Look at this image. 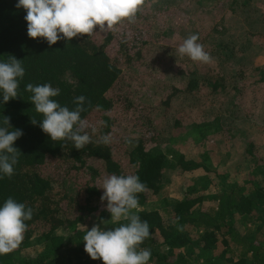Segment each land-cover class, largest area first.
I'll list each match as a JSON object with an SVG mask.
<instances>
[{"label":"trees","instance_id":"obj_1","mask_svg":"<svg viewBox=\"0 0 264 264\" xmlns=\"http://www.w3.org/2000/svg\"><path fill=\"white\" fill-rule=\"evenodd\" d=\"M248 1L214 0L220 7L213 8L221 15L210 27L216 35L212 38L210 63L179 55L177 49L183 42L176 40L179 32L172 33L171 41L165 38L162 48L171 59L165 67H173L181 85L162 84L157 93L160 104H170L181 93L204 94L210 98L206 103L218 97L226 100L229 88H239L238 99L245 98L246 93L258 98L254 88L264 86L251 77V72L257 70L262 78L264 66L259 70L262 59L249 51L254 46H264V39L258 44V38L252 35L264 37V9L260 12ZM188 7L167 8L166 15L176 18L174 13H179L184 17ZM141 13L140 10L133 22L124 20L104 32H95L99 31L96 26L94 34H78L49 46L43 37L28 36L26 10L17 7V0H0V60L13 56L25 69L18 96L0 103V124L7 117L13 129L22 131L13 144L18 153L14 174L0 179V204L12 197L33 209L31 220L26 221L23 241L12 252L0 255V264H103L84 250L83 236L92 227L84 224L101 199L98 179L111 174L126 175L125 164L146 185L137 195L138 215L150 227V236L139 246L151 249L148 264H264V239L257 237L261 233L264 236V175L229 185L228 178H234V174L226 166L219 165L224 172L217 173L210 161L187 159L177 146L160 144L156 136L158 122L152 118L155 109L145 108L143 101L136 102L146 77L157 76L165 65H161L153 27L147 23L146 14ZM229 13L237 16V23L223 21ZM189 16L184 18L188 24L183 25L199 34V27L193 26ZM257 23H261L260 30L250 34ZM135 58L153 72L143 71ZM29 83H49L59 88L60 94L54 99L70 110L77 106L75 98L83 95L81 118L91 142L78 150L72 141L51 140L40 127L43 115L36 112L30 100L32 93L26 91ZM197 117L188 122L184 134L191 129L202 140L205 136L200 124L208 121L199 123ZM250 124L260 130L261 126ZM175 127L182 125L177 122ZM135 129L137 135L132 136ZM109 134L111 142L105 144L102 137ZM252 158H256L254 171L262 165L263 171L258 172L264 173L263 158L258 154ZM212 159L214 165L219 164V158ZM200 167L206 172L199 177L200 187L181 198H165L170 171L190 172ZM211 172L222 189L203 194L207 185L216 184ZM157 195L165 197L149 206V200ZM210 201L213 202L206 204ZM110 218L108 212L98 224L106 230L118 226ZM31 247L33 254L29 253Z\"/></svg>","mask_w":264,"mask_h":264},{"label":"clouds","instance_id":"obj_2","mask_svg":"<svg viewBox=\"0 0 264 264\" xmlns=\"http://www.w3.org/2000/svg\"><path fill=\"white\" fill-rule=\"evenodd\" d=\"M146 0H17V7L26 10L27 34L31 38L43 37L49 46L59 40H67L78 34H94L112 29L124 20L133 22L136 14ZM98 26L99 31L94 32ZM62 34V35H61ZM199 34L185 38L177 51L192 61L210 63L212 57L198 42ZM25 69L20 60L11 56L7 61L0 60V103L18 96L19 80L24 77ZM26 91L32 93L30 100L36 112L43 115L41 129L51 140L72 141L78 150L91 142V136L84 129L86 123L81 118L84 111L83 95L75 98V109H69L54 99L60 94L59 88L51 84L26 85ZM99 108V105L97 106ZM35 124L37 120H32ZM11 129V130H10ZM22 135L19 129H13L5 117L0 124V179L14 174V165L18 163L17 148L14 141ZM105 144L111 142V136L102 137ZM146 185L138 175L105 176L102 200H107L110 219L116 227L105 229L99 224L86 230L83 236L84 250L92 259H101L103 264H148L151 258L150 248L139 246L150 236V227L146 220L138 215V193ZM135 210V211H134ZM33 209L12 197L0 204V255L16 249L24 239L31 220Z\"/></svg>","mask_w":264,"mask_h":264},{"label":"rangeland","instance_id":"obj_3","mask_svg":"<svg viewBox=\"0 0 264 264\" xmlns=\"http://www.w3.org/2000/svg\"><path fill=\"white\" fill-rule=\"evenodd\" d=\"M202 2L198 3L197 0H146L144 6L141 8V16L145 15L148 17L147 23L152 25L154 30V40L157 41L160 52V59L162 69L158 71L157 76L152 77H143L144 89L138 93L136 102H144L145 108L151 106L150 109H155L154 117L157 124L156 136L158 137V142L160 144H171L177 146V148L182 152L185 158L193 159L201 162H211L213 165L211 167H216L215 170L217 173L224 172L223 169H219L218 166H226L228 171L233 173L234 178H228L230 183L243 184L244 182L254 181L259 179L264 173L258 172L263 171V166H256V171L253 167L256 164V154L260 155L264 160V87L254 88L256 92L257 99L251 95V93H246L245 98L238 99L237 90L228 89L227 90V99L223 97L216 98L214 101H208L206 95H197L192 93L189 96L181 93V96L176 98L170 104H160L159 96L157 93L161 91L162 84L168 83H178L181 85V79L177 72L173 71V67H165L166 64H170L171 59L167 57L169 53L162 48L165 45V38L167 37L171 41V35L174 31L179 32L180 35L177 36L179 42L181 43L184 38H187L191 34H195V29L188 25L187 20H184L185 16L191 15L193 26L197 29L199 27V43L204 46V50L210 53L212 57L211 50L214 49V44L212 38H215L216 35L213 34L212 25L218 19V16L221 15L216 12L213 6L217 5L220 7L219 2L215 3L214 0H201ZM224 1V0H221ZM248 1L249 4L256 5V8L259 11L264 9V0H254V3ZM188 5H190L188 7ZM188 7L185 10V16L179 15V13H174L178 17H167L166 9L167 8H183ZM216 7V8H217ZM163 16V17H162ZM240 16V15H239ZM162 17V18H161ZM190 17V16H189ZM237 16L227 14L223 21L226 19L228 24L235 22ZM158 19H162L159 20ZM190 21V20H189ZM225 22V21H224ZM184 24V25H183ZM227 24V25H228ZM261 23L253 25V28L250 30L257 31L260 30ZM211 27V28H210ZM256 28V29H255ZM182 30V31H181ZM236 36L239 38V32L235 31ZM253 38H258L257 42L260 44L264 37H261L257 34H252ZM182 38V39H181ZM261 46V45H257ZM254 46L249 52L252 53L258 58L262 59L259 62V70L263 69L264 66V46L261 48ZM241 58V56H240ZM136 61L142 64L141 68L146 72H153L151 69L146 68V64L135 58ZM185 60V58H184ZM121 62L124 63L125 59L122 58ZM172 64V63H171ZM251 66L249 69H252ZM253 73L251 72V77L260 81L264 86V75L262 78L258 77L257 70ZM177 86V84H173ZM179 85V86H180ZM251 85V84H249ZM141 88V87H140ZM210 99V98H209ZM229 101V102H228ZM142 102V103H143ZM227 104H226V103ZM225 104V105H224ZM255 105H259L256 107ZM263 111V113H261ZM195 115H198L197 120L200 124L201 130L204 132V138L198 140V134L193 133L191 129L189 133L184 134L186 126L190 120L194 118ZM182 125L181 128H176L175 125ZM254 122L260 127L259 131H256L250 123ZM154 123V122H153ZM136 130V129H135ZM183 132V133H182ZM250 133V136H249ZM137 135V130L132 136ZM130 136V137H132ZM160 136V139H159ZM254 142H250L252 140ZM219 158V164L214 165L215 160L212 158ZM126 168L124 173L126 175L132 174L131 168L125 164ZM212 173V179L216 184H209L204 188L203 194L206 193H217L222 187L218 184V179L215 174ZM206 172L202 167L192 170L190 172H178L177 169L169 172L168 181L165 184L166 197L165 195H157L152 197L148 205H156L162 197L175 199L181 198L184 194L190 192L193 193L196 188L200 187L198 180L200 175H204ZM103 179L100 177L98 182H101V186L98 185L100 189V197H102L104 189ZM227 184V183H226ZM77 187V186H76ZM156 201L153 203V201ZM213 201L206 202L210 204ZM108 215L107 210V200L100 199L97 204L96 210L93 212L91 219L84 224V226H93L97 225ZM246 231L247 229H241ZM258 239L263 238L262 233L257 235ZM35 250L33 247L30 248L29 253L33 254Z\"/></svg>","mask_w":264,"mask_h":264}]
</instances>
